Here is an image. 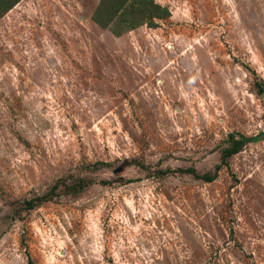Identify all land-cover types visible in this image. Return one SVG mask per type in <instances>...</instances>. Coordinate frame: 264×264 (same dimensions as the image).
Instances as JSON below:
<instances>
[{"label":"rangeland","instance_id":"obj_1","mask_svg":"<svg viewBox=\"0 0 264 264\" xmlns=\"http://www.w3.org/2000/svg\"><path fill=\"white\" fill-rule=\"evenodd\" d=\"M0 264H264V0L0 14Z\"/></svg>","mask_w":264,"mask_h":264},{"label":"trees","instance_id":"obj_2","mask_svg":"<svg viewBox=\"0 0 264 264\" xmlns=\"http://www.w3.org/2000/svg\"><path fill=\"white\" fill-rule=\"evenodd\" d=\"M19 0H0V14H3L4 12H6L7 10H9L12 6H14ZM154 9L156 10H159L160 8L158 6H153ZM162 11H165V10H162ZM145 13L142 14V16H144ZM164 15H166V12L165 14L161 15L158 17V19L162 18ZM244 140H241L240 143H243ZM238 145V142L237 143H234L232 147V149H229L227 151L228 155H232L236 152V146Z\"/></svg>","mask_w":264,"mask_h":264}]
</instances>
